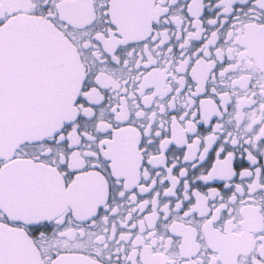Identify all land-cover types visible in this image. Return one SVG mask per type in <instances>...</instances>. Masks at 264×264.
<instances>
[{
  "label": "snow or ice",
  "instance_id": "snow-or-ice-1",
  "mask_svg": "<svg viewBox=\"0 0 264 264\" xmlns=\"http://www.w3.org/2000/svg\"><path fill=\"white\" fill-rule=\"evenodd\" d=\"M0 264H264V0H0Z\"/></svg>",
  "mask_w": 264,
  "mask_h": 264
}]
</instances>
